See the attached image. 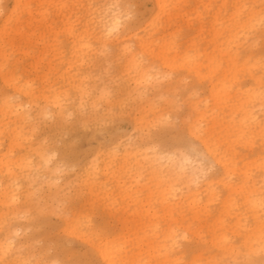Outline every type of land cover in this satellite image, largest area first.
<instances>
[{
	"label": "rangeland",
	"instance_id": "rangeland-1",
	"mask_svg": "<svg viewBox=\"0 0 264 264\" xmlns=\"http://www.w3.org/2000/svg\"><path fill=\"white\" fill-rule=\"evenodd\" d=\"M62 1L63 20L47 5L30 41L12 31L16 51L5 47L19 82L55 89L64 108L26 105L28 139L10 151L28 161L21 211L0 217V264H107L105 242L116 264H264V0ZM13 2L0 0L2 12ZM88 7L120 13L119 38H91L85 60L68 63L64 21L80 31ZM47 44L64 57L36 72ZM2 80L0 95L26 103Z\"/></svg>",
	"mask_w": 264,
	"mask_h": 264
},
{
	"label": "bare ground",
	"instance_id": "bare-ground-1",
	"mask_svg": "<svg viewBox=\"0 0 264 264\" xmlns=\"http://www.w3.org/2000/svg\"><path fill=\"white\" fill-rule=\"evenodd\" d=\"M156 1H157L158 8L161 9L164 6L163 4L164 1L163 0H156ZM47 5H54V7L62 14V20L63 18H65L64 10H63L65 5L63 4L62 0H59V1L57 0H31V1L14 0L12 8L10 9L8 8L4 12H2V7L0 6V18H1V22H0V76L2 77L6 85L12 86L14 90L13 93L24 95L26 97V103H25L22 101H17L18 99L15 100L13 95L8 92H5L2 95H0V138L4 137V138H8L9 140L8 148L3 153L0 154V217L4 215V213L6 212L10 214L11 213L16 214L17 213L16 210L18 209L17 206H19L18 203L20 199H19L17 191H18V188L20 187L19 186L20 178H22L23 176V173L20 174L21 172L19 173V170L23 171L24 168H27L28 161H26V159L23 157L20 159L11 158L10 151H13L12 150L13 145L20 144L21 141L28 139V136L26 135L24 128H25V123L29 121L31 112H29V110L26 109V105L34 104V102H37L39 99H42L43 100L42 105L37 104V110L41 114H47L50 112L52 113L62 112L64 108V102H63L64 98H62L61 93L57 92L55 89H49L47 85H44L42 86L41 89L37 90L30 83L25 84V83L19 82L20 81L19 77L15 76L13 73L16 71H15V68H13V64L9 62L7 48H5L7 44H10L12 47V52L16 51L18 43L14 39H11V38L9 39V35L11 34L12 31H15L18 34H20L21 38H24L26 42L30 41L29 37L31 35L30 31L32 29L31 24L34 21H37V22L40 21V17L42 16L44 17L46 15V9L48 8ZM22 13L28 14V17L25 20L26 22H24L23 19L21 18L23 15ZM82 20H84V22H82L81 24L82 26L81 30L77 32L75 29V25L72 22L70 17H68V19L64 21L65 29L69 32L70 37L72 38L71 40L72 45L70 46V58L71 59L68 61V63L73 64V61H72L73 59H74V62L85 60L84 51H86V49L87 51H89L91 47L90 45L91 38L98 41L101 46L105 45L110 40H117L119 38V35H116L114 39H111V37L120 31L119 30L120 26L123 23L122 15L120 13L108 12L105 15H101L98 9H95L92 7H88L86 9V12H84L83 14ZM24 27H27V31L24 29ZM24 35L25 37H23ZM39 38H40V41H44L45 39L44 37H41V36H39ZM147 44H148V40L145 37L143 36L138 37V46L143 48V47H146ZM46 47H47L46 50L43 52V54L45 55L43 56L38 55L39 57H37L34 60V63L32 62L33 63L32 67L36 72H38V69H39L38 63L42 62L52 71L56 69L57 67V65L53 62V59H54L53 57L55 56L58 59H62L64 57L63 51H60L55 46V44H47ZM48 48L50 49L48 50ZM123 49L125 50V52H128V55H130L129 63H131V65L133 66L139 65V63L137 62L135 58V53H133L129 49V46L125 45ZM30 51L25 50V51H22L21 53L24 54L25 56L32 57ZM137 72H145V71L142 67ZM26 82H28V80ZM76 91L79 94V98H80L79 103L82 104L83 100L86 97L88 98L89 92L87 89H85L82 83L76 87ZM101 93L103 94V91H101ZM190 132H192L194 135L195 134L197 135L198 129L197 128L190 129ZM34 147L35 145L27 146L26 151L30 149H35ZM36 151L38 152V154L42 155V157L46 160L47 155L44 156L41 149L36 148ZM128 151H129L128 149H125L124 157H126L127 155L129 156ZM155 172L157 171L155 170ZM163 199H167V198L164 197ZM24 205L26 204H23L22 206ZM18 215H19V212H18ZM3 217H5V215L2 216V218ZM10 218H12V216ZM1 221L2 219L0 220V222ZM9 229L11 228L9 227ZM10 232H11L10 230H7V232L5 233V241L8 240L9 236L11 235ZM1 244H5V243H1ZM104 244L97 245V248H96L97 251L99 252L100 256L107 264H116V261L114 260V256L112 255L113 251L110 250V245H108V242H105ZM10 245H11L10 243H7L5 248L9 249L11 247ZM13 263H14V259L9 262V264H13ZM36 263L40 264L39 262H36Z\"/></svg>",
	"mask_w": 264,
	"mask_h": 264
}]
</instances>
